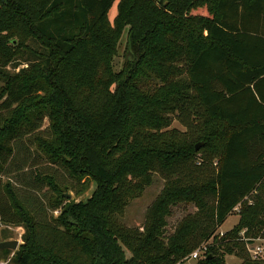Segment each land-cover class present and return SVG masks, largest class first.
I'll list each match as a JSON object with an SVG mask.
<instances>
[{"label": "trees", "instance_id": "1", "mask_svg": "<svg viewBox=\"0 0 264 264\" xmlns=\"http://www.w3.org/2000/svg\"><path fill=\"white\" fill-rule=\"evenodd\" d=\"M22 141L48 165L42 219L9 178ZM155 175L142 226H124ZM177 204L195 211L166 235ZM0 225L24 231L7 264H182L202 245L195 264H264L240 237H264V0H0Z\"/></svg>", "mask_w": 264, "mask_h": 264}, {"label": "rangeland", "instance_id": "2", "mask_svg": "<svg viewBox=\"0 0 264 264\" xmlns=\"http://www.w3.org/2000/svg\"><path fill=\"white\" fill-rule=\"evenodd\" d=\"M116 6L117 2L113 4L110 11L108 12V19L112 23L113 18L116 15ZM199 13L204 14L205 12L199 11ZM126 32L127 29H125L121 35V39L118 43V52L117 57L114 60V68L115 70H119L121 63L123 61V52L126 47ZM47 126V122L44 120L43 127ZM172 127L183 130L182 127L177 123L173 122ZM22 142L18 143L16 145V158L14 159V163H16V167H22L20 172L13 171L9 174V178L12 179L13 184L16 186V189L18 190V194L23 198L26 197L28 199V205L29 208H31L32 211L36 212V215L38 217H43L41 213L38 211V207H45L47 196L50 195V192L47 190L44 186H38L33 183V174L36 170H39L42 172L44 169H46L45 166L48 167L46 164L45 159L43 156L40 155L39 163L41 164L40 167H31V163L34 158V154L31 151L25 152L22 149ZM33 150L34 148L31 147ZM49 167L52 170V173L56 176V179L61 183H66L69 185L68 179L65 178L64 172L59 169L56 166L50 165ZM21 175V176H20ZM19 176V177H18ZM3 179H6L5 177ZM164 181L163 179L155 175L153 183L150 187L146 188L142 196L132 202L129 203V205L125 208L123 216L119 219L120 223L128 228H140L144 222V216L146 210L149 208V206L156 200L158 195H160L162 188H163ZM95 188L94 183H90L89 190L84 193L82 200L87 199L90 197L92 191ZM67 194L70 195V200H75L74 193L72 191H68ZM79 199L75 200V202H78ZM239 207L235 209L232 215L228 216L225 222L222 224L221 227H219L216 231V234H218L219 237H222L226 232H228L238 221V210ZM171 213L169 217H167V226L165 228L166 235H169L173 232L175 226L177 223L187 214L193 213L195 211L193 204H177L175 206H172L170 208ZM59 213L53 212V217H57ZM49 216V215H47ZM264 233V229L262 230ZM24 231L20 227H9L5 225H0V240L1 238H9L5 241H18V247L22 244V235ZM3 234L5 236H3ZM256 238H263L262 236H258ZM212 239L209 241L211 242ZM1 242V241H0ZM261 245L264 247V243H261ZM251 246H249V250H251ZM18 249V248H17ZM245 249L246 245H245ZM13 253L14 251H9ZM247 254L251 258V255L246 250ZM126 257H130V254L128 251L125 250ZM252 259V258H251ZM253 260V259H252ZM0 264H7V262L0 261ZM182 264H195V260L187 259ZM224 264H241V260L233 255L229 256L226 255L224 258Z\"/></svg>", "mask_w": 264, "mask_h": 264}, {"label": "built area", "instance_id": "3", "mask_svg": "<svg viewBox=\"0 0 264 264\" xmlns=\"http://www.w3.org/2000/svg\"><path fill=\"white\" fill-rule=\"evenodd\" d=\"M240 237H242V242L246 245V250L251 255V258L254 261H264V247L261 245V243H264L263 238H245L244 232L240 233ZM249 246H251V250H249ZM206 252V245H202L196 250H194L185 260L191 259V260H197L198 258H201L204 253Z\"/></svg>", "mask_w": 264, "mask_h": 264}, {"label": "water", "instance_id": "4", "mask_svg": "<svg viewBox=\"0 0 264 264\" xmlns=\"http://www.w3.org/2000/svg\"><path fill=\"white\" fill-rule=\"evenodd\" d=\"M202 146V143H198L195 145V150H198ZM66 199L70 200V195H64ZM18 248V241H2L0 242V250H9V251H16Z\"/></svg>", "mask_w": 264, "mask_h": 264}]
</instances>
